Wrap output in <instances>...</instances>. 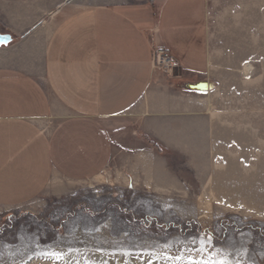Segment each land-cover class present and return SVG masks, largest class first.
<instances>
[{
	"label": "crops",
	"instance_id": "1",
	"mask_svg": "<svg viewBox=\"0 0 264 264\" xmlns=\"http://www.w3.org/2000/svg\"><path fill=\"white\" fill-rule=\"evenodd\" d=\"M210 4L0 0V29L13 36L0 46V208L115 171L129 185L181 186L145 137L203 163L194 123L221 78ZM156 47L172 56L173 74L153 67ZM201 82L214 87H186Z\"/></svg>",
	"mask_w": 264,
	"mask_h": 264
},
{
	"label": "rangeland",
	"instance_id": "2",
	"mask_svg": "<svg viewBox=\"0 0 264 264\" xmlns=\"http://www.w3.org/2000/svg\"><path fill=\"white\" fill-rule=\"evenodd\" d=\"M210 3L221 78L194 123L203 163L147 136L181 186L129 185L115 171L67 195L0 208V264H170L166 255L217 249L230 264H264V0ZM53 251L64 259L45 255Z\"/></svg>",
	"mask_w": 264,
	"mask_h": 264
},
{
	"label": "snow or ice",
	"instance_id": "3",
	"mask_svg": "<svg viewBox=\"0 0 264 264\" xmlns=\"http://www.w3.org/2000/svg\"><path fill=\"white\" fill-rule=\"evenodd\" d=\"M0 43H2V38H0ZM202 245H203V241H202ZM199 251L203 252L204 248L201 247ZM220 251L221 250L217 249L216 251L207 254L206 258H201V259H195L190 254L185 256L183 253H179L175 256L166 255L164 259L169 261L170 264H230V261H228L226 258L217 259V255ZM125 254L127 255L128 253ZM45 255L50 258H55V260L57 261L64 259V253L60 251L48 252L45 253ZM148 264H152V261L149 260Z\"/></svg>",
	"mask_w": 264,
	"mask_h": 264
},
{
	"label": "built area",
	"instance_id": "4",
	"mask_svg": "<svg viewBox=\"0 0 264 264\" xmlns=\"http://www.w3.org/2000/svg\"><path fill=\"white\" fill-rule=\"evenodd\" d=\"M176 63L173 61L172 56L162 48L156 47L153 51V67L159 69L167 74H170Z\"/></svg>",
	"mask_w": 264,
	"mask_h": 264
},
{
	"label": "water",
	"instance_id": "5",
	"mask_svg": "<svg viewBox=\"0 0 264 264\" xmlns=\"http://www.w3.org/2000/svg\"><path fill=\"white\" fill-rule=\"evenodd\" d=\"M0 38H2V43H0V46L8 45L13 41V36L10 33H5L3 31H1V29H0ZM207 85H208V82H201V83H197V84H191V85H189V87H190V89L194 90L195 89V88H193L194 86L206 88Z\"/></svg>",
	"mask_w": 264,
	"mask_h": 264
},
{
	"label": "bare ground",
	"instance_id": "6",
	"mask_svg": "<svg viewBox=\"0 0 264 264\" xmlns=\"http://www.w3.org/2000/svg\"><path fill=\"white\" fill-rule=\"evenodd\" d=\"M251 68H252V65L251 64L246 66V69L247 70H250ZM213 87H214V85L212 83H208V85L206 86V88H201L199 86H194L193 88H195L194 90H197V91H206V90L212 89ZM244 199H246V197ZM245 203H246V201H245Z\"/></svg>",
	"mask_w": 264,
	"mask_h": 264
}]
</instances>
